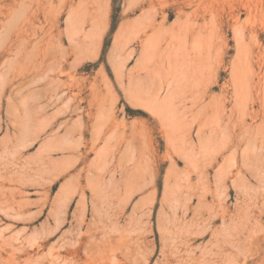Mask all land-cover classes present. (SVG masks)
Segmentation results:
<instances>
[{
    "label": "rangeland",
    "instance_id": "1",
    "mask_svg": "<svg viewBox=\"0 0 264 264\" xmlns=\"http://www.w3.org/2000/svg\"><path fill=\"white\" fill-rule=\"evenodd\" d=\"M130 1L0 0V264H264V121L261 118L233 123L227 118L198 121L175 101L181 118L177 137L173 139L164 135L170 123L165 120L163 128L149 110L138 105L132 108L134 101L128 91L138 87L134 76L143 72L147 60L152 64L157 61L152 52V37H169L179 19L173 13L163 20L159 14L162 8L157 6L156 24H161L160 31L148 29L147 37L124 45V40L129 39L121 34L125 36L131 26L143 22L144 15L155 13L147 7L131 10L138 1ZM215 1L212 9L223 21L233 8L232 12L240 18L239 25L248 20L246 26H241L252 29L256 39L253 34L252 39L245 33L243 42L255 55L259 51L264 53V12L260 18V15L256 18L249 15V5L255 4L261 12L259 7L264 6V0ZM94 2L97 10H92ZM190 10L184 9L185 12ZM90 12L92 15L99 12L96 17L101 13L97 19L100 24L93 19L98 27L92 24L94 16L90 18ZM105 12H108L106 17ZM22 14L25 16H20ZM248 17L251 21L255 18L250 26ZM218 29L219 40L213 39V43L219 44L218 57L226 69L220 67L218 82L208 99L225 103L224 113L234 110L238 115L231 87L227 88L226 102L220 98L223 84L230 78L236 37L226 24ZM186 41V50L192 54L191 41ZM254 42L259 44L258 48ZM253 62H250L251 71L263 73L264 68L261 66L259 70V65ZM169 72L165 62L161 69L163 77L170 78ZM116 73L121 76L119 79ZM57 80L60 85L74 87L72 94L80 106L75 112L71 110L73 101H66L70 97L53 99L54 104L48 98L49 86H55ZM49 81L45 89L50 92L44 89ZM141 81L149 83L150 78ZM42 88L47 95L40 94L47 97L41 98L38 93ZM172 90L165 85L160 92L161 100L168 101ZM100 99L111 113L104 116L105 108L100 107L101 117H109L103 126L99 123L100 116L97 119L88 116L99 108ZM64 103L69 104L68 108L67 104L60 107ZM257 104L254 109L262 116L263 110ZM189 105L187 102L186 107ZM250 106V100L245 99L243 109L250 112ZM126 107L143 114L129 113ZM38 109H43L44 113L37 112ZM64 121L68 128L80 125L84 131L80 141L76 133L61 136L65 132ZM145 121L153 129L150 136L144 133ZM95 123L101 130L113 126L118 135L95 136L94 131L99 130ZM23 126L31 130L25 133L28 139L21 135ZM34 131L39 134L35 136ZM132 131L135 134L131 136ZM54 134H60L63 146L67 141L75 144L78 139L81 146L74 145L75 152L89 151L86 166L78 157L73 166L72 163L65 166V169L72 168L56 175L57 160L72 153L55 146L51 151ZM136 135H144V139ZM68 137L77 139L72 141ZM234 138L240 141L237 148L232 144ZM103 139H107L106 144ZM108 143L117 161L119 158L122 162L128 160L126 165L124 162L119 165L129 170L139 165L133 168V155L141 154L146 158L134 157L145 165L140 172L159 165L163 170L162 182V177L174 168L176 182L170 183L166 198L163 183L155 193L148 188L128 194L119 172L113 178L104 174L96 187L81 177L74 181V175L81 168L87 170L91 165L92 172L87 174L100 171L96 166L98 156L104 157V151L98 154L96 151L107 150L109 154V148L104 149ZM46 149L49 152L45 155ZM151 156L155 157V162ZM133 163L136 162L133 160ZM172 163L175 164L171 166ZM50 171L53 174L49 175ZM135 174L130 175L134 182L139 175ZM143 179H147V175ZM173 192L181 194L180 202L172 199ZM209 209L213 213L208 218ZM200 214L205 216L197 230Z\"/></svg>",
    "mask_w": 264,
    "mask_h": 264
},
{
    "label": "bare ground",
    "instance_id": "2",
    "mask_svg": "<svg viewBox=\"0 0 264 264\" xmlns=\"http://www.w3.org/2000/svg\"><path fill=\"white\" fill-rule=\"evenodd\" d=\"M83 1H85V0H83ZM99 1H101V0H99ZM132 1H134V0H132ZM132 1H130V2H132ZM137 1L138 2H136L133 6H131V10H134L136 8H141L142 10H144V8L147 7L148 11L154 10L155 13L153 14L151 12V14H153V16H150L151 14L148 15V16H150L151 19L148 18L147 15L146 16L144 15V17H142L143 22L138 23L137 25L134 24L133 26H131L130 29L127 30V33L125 34V36H124V33L121 34L123 38L127 36V39H129V40H124V45H127L129 42H132V41L140 40L142 37H147V30L148 29H151L153 32H155L157 29H158V31H160L161 24H158V25L156 24V17L158 15V13L156 12L157 6H161V8H162L159 11V14L162 15L163 20L169 18L173 13H175L178 16V18H176V19L177 20L179 19L178 20L179 22L177 21L178 23L176 25V28L173 27L174 29L171 30V34L169 37H159L158 35H154L152 37L153 38L152 52H153V56L157 57V61H156V63H155V61H153V64H152L149 60H147L144 67H143V72L137 73L134 76L136 78L137 83H138V87L135 90H132L131 92H130V88H129V91L127 90L129 95L131 96V97L130 96L129 97L131 98L132 101H134V104H135V106L133 104L132 108L137 107V105H138L140 107L142 106V108L144 107L146 110H149L152 113L151 115L153 117L155 116L158 119L159 123L163 126V128L165 126V120L167 121V123H170L169 130L166 131L164 129V135L167 137H170V138L173 137V139H175L177 137V126H178L179 120L181 118V115L179 114V106L176 105L175 101L179 102V104L181 105L180 108L182 107L183 109H185V112L189 113V115H190V117H192V119H195L198 121H204V120L205 121H211V120L223 119V118H227L232 123L234 121L236 122L237 120L240 121V120H244L246 118L251 119V120L261 118L262 121H264V71H263V73H262V71L261 72H256L254 70L251 71V67H250V65H251L250 62H253V60L256 59L254 62H256L259 65V67H258L259 70L262 67L264 68V53H261L259 51L255 55L253 52H251L247 49L246 46H248V48H250L249 45L248 44L245 45L243 42V41H245V39H244L245 33H248L247 35H250V37H252L253 35L254 36L256 35V34H253L254 31L252 29H244L241 26L242 24L245 26L247 25V23H248L247 19H246L247 21H245L246 23L240 22L241 25H239L238 20L240 18L238 19L237 18L238 16L235 15L234 12H232L235 10L233 8L231 10V13H228V15L226 16V17H228L227 20L223 21V17L220 16L218 13L214 12V10L212 9V6H213V3L215 0H137ZM107 2H105V3H107ZM215 3H217V2L215 1ZM93 5H94V8L93 7H90V8H93L92 10H97V8H95V2ZM105 7H106V11H107L108 5H106ZM263 7H259L262 9V10L260 9L261 12H259V10L257 9V6L255 4H253V5L250 4L249 5V15L252 14L253 17H255V18L257 15L258 16L260 15L258 17V18H260L262 16L261 13L264 12ZM188 8L191 9L190 12H185L184 9H188ZM242 8H243V6H242ZM99 11L102 13L104 12L103 8L102 9L100 8ZM92 13H93V11H92ZM106 13H108V12H105L104 17L107 16ZM90 14H91V12H90ZM97 14L96 13L93 15L91 14L90 18H92L94 16L91 19L92 21L90 20L91 22L94 21V23H95L97 21V19L99 18L98 16L101 15V13L96 17ZM247 14H248V12H247ZM23 15L24 14H22L20 16H23ZM20 16H19V19H20ZM145 17H147L149 21H147V19ZM255 18L252 19V21L255 20ZM24 19L25 18H23L22 20H24ZM93 19H96V21ZM248 19H249V17H248ZM25 21H27V20H25ZM230 21H232L231 24H230ZM252 21L250 20L249 26H250V24H252ZM94 23H92V24L95 27L96 23L95 24ZM98 23L100 24L101 22L97 21V25H98ZM92 24H91V26H93ZM223 24L230 26V28L232 29L233 36L236 37L235 38L236 39V54H235V57L232 61V64L230 65L231 67H229L230 68L229 81L225 82L223 84L224 85L223 88L221 87L223 95L220 93L221 94L220 98L223 97L224 100H222V99L221 100L225 101L227 98V93H228L227 88L231 87L233 100H234L235 104H237V105H235V108L238 110V115L234 114V110H231L230 113H224V109H223L224 104H225L224 102H221L224 104H218V102H215L212 99H208L210 97L209 93L211 92V89L214 88V86H216V84L218 82L217 76L220 73V71H219L220 67H224V69H226L225 66H223L222 61L219 59L220 57H218V55H219L218 45L219 44L217 45V42L213 43V39L214 40L218 39V33L217 32H219V30H220L218 28L221 27ZM15 28H13V29H15ZM17 28H18V26H17ZM20 29H22V28H20ZM21 32H23V31H21ZM219 34H221V32H219ZM221 37H219V38H221ZM253 38L254 37H252V39ZM188 39L191 41L189 46H190V49L192 50V54H190L191 51L187 52V50H186V44H187L186 40H188ZM255 39H256V36H255ZM18 40L16 39V41H18ZM20 40H21V38H20ZM223 42L221 40V43H223ZM221 43H220V45H221ZM250 45H251V42H250ZM254 45H256V43ZM258 45H256L257 48H258ZM164 57H167V59L163 60ZM165 62L167 63L168 69H170V71H171V72H169V73H171L170 78L163 77V75L161 73V69L164 67ZM248 63H249V66H248ZM252 66H253V64H252ZM57 77H59V76H57ZM115 77H117L116 79H119L121 76H119L116 73ZM146 77L150 78L149 83H145V82L141 81ZM45 80L47 81V79H45ZM121 80L123 81V79H120L119 83H122ZM44 83H46V82H43V84ZM59 83H60V81L57 80L55 86H52V85L49 86L51 93L49 94L50 96L48 98L53 102V99H63V98L65 99V98L70 97L66 101H68V100L73 101V103L71 105V108H72L71 110H73L75 112V110L79 109L80 106L78 103H76L75 94H72L75 90L74 87L66 86L64 84L60 85ZM47 85H50V81H49V84L46 83V85H45L46 87L43 86L44 89L48 87ZM165 85L167 87L173 88V90L169 93V99L166 102L161 100V97H160L161 96L160 92L162 91V89L164 88ZM44 89L42 88L43 91L39 90L38 93L39 94H40V92L43 93ZM46 91H49V90L47 89ZM42 93L40 94L41 98L44 95H47V94H45L46 93L45 92V93H43L44 95L42 96ZM229 95H230V93H229ZM44 97H47V96H44ZM100 98H102V97H100ZM245 99H246V101L248 99L250 100V104H251L250 112H246V110L243 109V103H244ZM44 100L48 101L46 99H44ZM127 100H129V99H127ZM131 100L128 101L129 104L131 103L130 106L132 105ZM66 101H64V102H66ZM48 102H45L46 103L45 105H47V107L49 105V107H50V104H48ZM187 102H189V104H190L189 107H186ZM53 104H54V102H53ZM66 104L64 103V104L60 105V107L64 108L66 106ZM99 104H101V105H99ZM99 104H98L99 108L100 107H103L102 109L105 108L103 106L104 101L102 103L101 99H100ZM255 104L260 105V107L262 108V110H263L262 116H261L260 112H258L254 109ZM63 105H65V106H63ZM68 105L69 104H67L66 108H68ZM51 106H52V104H51ZM99 108H96L94 113L90 112L88 114V116L94 117L95 119H97L100 116L99 123H102V126H103V124H105L107 122L106 120H108L109 117H107L108 118L107 119V118H104L101 116H103L102 115L103 113H104V116H108L107 114H109L110 112H108V107H107V110H106V108L104 109V112L101 108L100 109L102 111ZM39 109L37 112L40 113L44 108L41 111ZM60 109L61 108L57 109V111L60 112ZM126 110L129 113L143 114L139 110H134V109L131 110L128 107H126ZM43 111H42V113H44ZM105 112H106V114H105ZM56 113L58 114V112H55L54 114H56ZM54 114L53 113H52V115L49 114V116L51 115L53 117ZM110 114H109V116H110ZM49 116L47 115L48 118L44 117L46 121H47V119H49ZM77 117H78V115H77ZM101 118L103 119L104 123L100 121V120H102ZM23 120L25 121V118H23L22 121ZM51 120L52 119L50 118V121ZM50 121L48 120V122H47L48 124L46 123L47 126L49 125ZM64 122H63V124L65 125V132L63 131L64 134L62 133L61 136L68 134L69 132H70L69 133L70 135H71V133L72 134L76 133V134L80 135L79 137L76 136L80 141L81 136L84 134V131L81 129L80 125L75 124V126H74V124H73L72 126L74 128L70 127L71 129L73 128V130H71L70 128L67 127V123L66 122L64 123ZM22 123H21V126H22ZM143 123L145 124V129H144L145 135L150 136L153 129L148 127V121H145ZM24 124H25V122H24ZM46 124L44 125L45 127H47ZM95 124L97 126V123H95ZM44 126H41V128L43 130L45 128ZM97 127L99 130L94 131L95 136H96V134H98V136H102V137L106 138L107 135L109 134V136H110L111 133L118 135V133H115L117 131H115V130L113 131V126H108L104 130H101L99 128V126H97ZM62 128H64V127H62ZM21 129H23V128L21 127ZM23 130H25V131H23ZM23 130L21 132L23 134H21V135L22 136L24 135V137H25L28 134V130H30V129L25 128ZM141 130L143 131V129H141ZM38 131L40 132V130H38ZM29 132H31V130ZM39 132L34 131L35 136L38 135ZM120 132L122 134H126L125 132H122V131H120ZM25 133H26V135H25ZM133 133L135 134V131H132V133L130 135L132 136ZM92 134H91V136L94 137V135H92ZM127 135H128V133H127ZM55 136H56L55 138L53 137L54 139L51 138V141L53 139V141L50 142V143H53L52 145H50L51 151H52V148H54V146H55L59 150H65V149L71 150V153H72V155L69 157L66 156L60 160H57V164L59 166L54 168L56 175H59L60 173L64 172L65 170H67L69 168H72L74 161L76 162L78 157H80V162H83L86 166V159L89 155V151H86L82 154H78L77 152H75L76 151L75 147L81 146L77 138L71 137L72 141H73V139H74V141H75V139H77L78 142L76 141L77 143L75 142V144H73L72 142L67 141V139H65V141H67V142H65L66 145L63 146L60 143V141H61L60 134L55 135ZM136 136L141 137L142 135H136ZM143 136H142V139H144ZM33 137H34V135H33ZM26 138H27V136H26ZM71 138H69V139H71ZM107 139H105V141H107ZM49 141H50V138H49ZM92 141L96 142V141H94V139H92ZM105 141L103 139L104 143H105ZM127 141H128V139H127ZM68 142H70L71 144H69ZM93 142L91 143V145H92L91 147H93V144H95ZM128 142L132 143L131 139H129ZM231 142H232V140H231ZM67 143H68V145H67ZM232 144L237 148L240 146V141H237L235 139V141L232 142ZM74 145H75V147H74ZM137 146H139V145H137ZM110 147L111 146L109 145V143H108L107 147L106 146L104 147V149L109 148L108 149L109 154H107V150L98 149L96 151V154L104 151L103 152L104 157H99L100 155L98 156L99 159H98V164L96 167H97V169L100 170L99 172L87 174V172H92L91 165L88 166L87 170H85V168H81L78 170V173H76V175H74L76 177V179L74 181H79V178L81 177V178L86 179L88 183H90L94 187H96L98 184H101V180L103 179L104 174H108L110 177L113 178V177H115V174L117 172H119L120 179L123 180V182L125 184L126 192L128 194H131L133 192H137L140 190L145 191L148 188H152V190H153L152 192L155 193L159 189V186L161 185V183H163L164 197L166 198V194L168 192V187H169L170 183L172 182V180H174V182H176V177L174 176L176 173H175L174 168L169 170L170 172H168L166 176L162 177V178H164V180L162 182L161 172L163 170H162L161 166H159V165H157L154 169H151L150 167H148L147 168L148 171L145 170L144 173L142 170L140 172L141 166H143V167L145 166V165H143L142 162H140L141 156H144L146 158V155H143V154H141V156L136 155V157L139 156L137 158H140V160L137 159V161H139V163H137V161L135 160L136 157L133 155L136 153H132L133 160L136 163H133L132 158H131L132 162L131 161H129V162L132 163L133 168H135L134 165L139 164V165H136L137 166L136 169L137 168H139V169L133 170L132 168H130L131 170H129V168L128 169L125 168L126 166H123V164L121 166L119 165L120 162H122L120 160L121 158H119L117 161L116 156L114 154H111L113 152H112V150H110L111 149ZM127 147H129V146H127ZM130 147H131V145H130ZM146 147H145V149H146ZM50 148H49V150H50ZM113 148H115V147H113ZM145 149H143V150H145ZM49 150L46 149L45 155L47 154V152H49ZM100 150H102V151H100ZM55 152H56V150H55ZM133 152H134V147H133ZM142 153H144V151ZM105 154H107V155H105ZM119 155H122V157L128 156V155L123 156V154H119ZM145 158H142L143 161H147V160H144ZM151 159H152V161L155 162L154 156H151ZM42 161H43V158H42ZM126 161L128 163V160H125V162ZM123 162H124V160H123ZM125 162H124V165H126ZM68 163H72V166L65 169V166ZM145 164H146V162H145ZM174 164L175 163H172L171 166H173ZM106 166H108V168H106ZM171 166L169 168H171ZM135 172H136V174H135ZM137 172H140V173H137ZM141 173H143V175H141ZM145 173L147 175V179H143L146 176ZM51 174H53V172L50 171L49 175H51ZM131 174L132 175L139 174L140 177L141 176L142 177L136 178L139 175L135 176V182H134L130 178ZM137 179H141V180H137ZM171 194H172V199L174 201L180 202V197H181L180 193H176V192L174 193L173 192ZM211 213H213L212 209L207 210L206 215H208V218L211 216ZM203 216H205V215L200 214V219L196 223L197 224L196 225L197 230L199 229L198 227L202 223V217Z\"/></svg>",
    "mask_w": 264,
    "mask_h": 264
}]
</instances>
